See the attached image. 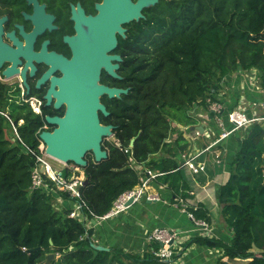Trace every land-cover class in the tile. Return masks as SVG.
Listing matches in <instances>:
<instances>
[{
  "label": "trees",
  "instance_id": "trees-1",
  "mask_svg": "<svg viewBox=\"0 0 264 264\" xmlns=\"http://www.w3.org/2000/svg\"><path fill=\"white\" fill-rule=\"evenodd\" d=\"M142 14L124 24L125 37L118 36L115 48L119 78L109 77L110 86L127 92L101 98L108 114L100 113V122L112 126L113 140L102 141L107 156L96 162L88 153L80 168L88 180L80 189L86 220L69 216L74 200L47 176V187H30L39 133L53 113L34 112L0 88V264L43 263L49 253V264H163L153 254L157 242L141 254L122 247L94 253L87 221L140 183L135 165L162 173L158 180L176 187V155L187 147L177 125L189 130L198 120L197 107L208 111V100L222 101L231 74L255 71L264 89V0H159ZM241 131L218 196L233 234L227 241L198 236L185 243L217 249L214 264H264V124L253 122ZM80 170L64 167L62 173L69 177Z\"/></svg>",
  "mask_w": 264,
  "mask_h": 264
},
{
  "label": "crops",
  "instance_id": "crops-1",
  "mask_svg": "<svg viewBox=\"0 0 264 264\" xmlns=\"http://www.w3.org/2000/svg\"><path fill=\"white\" fill-rule=\"evenodd\" d=\"M243 74L249 75V78L253 76L252 73ZM242 75L232 74L228 78L220 96L224 104L222 114L214 115L209 109L206 111L197 107L195 113L198 120L194 126H202V130H198L199 135L192 130L184 133L181 143L189 146L187 150L196 151L194 162L201 164L202 170L194 173L181 165L180 175L175 178V188L156 176L150 180L146 192L157 194L158 200L149 201L141 197L116 214L87 221L86 225L93 228L94 243L108 248L122 247L125 251L141 254L150 251V232L155 227H166L176 233V258L163 264H214L220 255L217 249L194 243L185 247V243L198 236L227 241L233 234L223 220L218 196L221 185L229 177L243 129L232 132L207 150L205 147L217 138L222 128H230L226 116L228 110L242 104L249 115H264V89L258 86L257 81L249 78L244 81ZM259 122L264 124V120ZM192 210H196V214H192L193 219L189 216ZM198 220L204 221L207 228L198 226L195 223ZM252 250L259 252L256 247Z\"/></svg>",
  "mask_w": 264,
  "mask_h": 264
},
{
  "label": "water",
  "instance_id": "water-1",
  "mask_svg": "<svg viewBox=\"0 0 264 264\" xmlns=\"http://www.w3.org/2000/svg\"><path fill=\"white\" fill-rule=\"evenodd\" d=\"M159 0H102L96 4L97 13L85 16L78 6L79 13L73 12L76 36L65 37L70 44L72 56L67 59L53 52L39 53L38 57L50 65L39 82L53 71L60 70L61 76L52 77L51 84L44 98L46 104L53 102L55 108L64 106L62 116L46 115V123L54 126L52 130H42L39 139L44 145V152L48 156L62 162L72 163L78 168L87 164L86 154L90 153L94 161L106 158L107 152L102 148V141L112 135V126L102 124L99 114L107 115L105 105L101 101L103 95L119 97L127 89L109 86L100 82L102 70L114 78H119L117 69L121 57L111 54L118 43V36L125 37L124 24L143 18L142 10L154 5ZM34 21L41 29L50 25L52 16L43 13L42 6L34 12ZM50 27V26H49ZM15 70L10 66L4 74L10 75ZM191 129L202 130V126H192ZM133 144V139L130 145ZM44 171V166L40 167ZM88 183L83 178L82 186ZM82 186L77 187L81 189ZM132 203L130 198L126 205ZM94 253L108 251L109 248L91 241ZM54 254L49 253L43 263L49 264ZM169 260H164L168 262Z\"/></svg>",
  "mask_w": 264,
  "mask_h": 264
},
{
  "label": "flooded vegetation",
  "instance_id": "flooded-vegetation-1",
  "mask_svg": "<svg viewBox=\"0 0 264 264\" xmlns=\"http://www.w3.org/2000/svg\"><path fill=\"white\" fill-rule=\"evenodd\" d=\"M100 2L102 0H0V88L5 94L15 98L16 102L29 105L34 112L41 113L47 108L53 113L51 116H62L64 106L55 108L53 102L46 104L44 98L51 78L61 76V72L53 71L39 82L50 65L38 54L53 52L70 59L72 50L65 37L77 34L73 12L78 14L79 6L85 16H94L97 13L95 6ZM40 6L44 14L53 17L50 27L39 29L35 25L34 12ZM110 53L118 54L115 49ZM12 65L16 71L4 74V70ZM109 77L111 75L102 70L100 82L109 85ZM60 110H63L62 114L57 113ZM53 127L44 124L45 130Z\"/></svg>",
  "mask_w": 264,
  "mask_h": 264
},
{
  "label": "built area",
  "instance_id": "built-area-1",
  "mask_svg": "<svg viewBox=\"0 0 264 264\" xmlns=\"http://www.w3.org/2000/svg\"><path fill=\"white\" fill-rule=\"evenodd\" d=\"M254 71L251 73L253 74ZM255 79L254 76H251L249 80ZM221 95V94H220ZM208 109L211 111L214 115H221L224 110V104L220 100L211 101L208 100ZM227 120L230 123V128L225 129L222 128L219 134L217 135V138L212 141L208 146L205 147V150L211 148L218 142H220L222 139L229 136L232 132L238 131L240 129H244L245 127L249 126L253 122H259L260 120H264V115L258 116V115H249L242 104L238 105L237 107L228 110L227 111ZM178 132L184 135V133H188L190 130L194 131L196 135H199V131L197 129H189L186 126H180L177 125ZM13 132L17 138H19L15 126H13ZM175 136V135H174ZM20 140V138H19ZM39 145V152L40 154H34L36 157V165L32 169L31 172V188H40V187H47V184L43 182V175L47 176L54 184L55 187L58 190L66 191L68 192L70 198L74 200L73 207L69 213L70 217H78L82 220H86L85 216L83 215V208L87 207L86 202L81 198L80 189H77V187L82 186V181L84 178L83 174L76 175L72 174L69 177H65L63 175V168H57L55 167L50 160L58 161L44 152V145L43 143H40ZM188 145L185 149V151H178L176 158L178 161V164L181 166H186L191 170L192 172L196 173L199 170H202V165L195 163L194 160L196 158V151H190L188 149ZM187 150V151H186ZM194 150V149H193ZM31 151V150H30ZM127 151V149H125ZM34 153L33 151H31ZM199 153V152H198ZM197 153V154H198ZM44 166V171H40V167ZM72 168V170H77L76 167H68ZM134 168L138 170L140 175V183L132 188L131 190H127L126 192L122 193L120 196H118L112 207L108 212H106L102 216H94L93 218L102 219L105 217H108L110 215L116 214L126 208V202L132 198V202L144 197L145 199L149 201H156L159 199V196L154 193H148L146 192L148 188V184L152 178H155L156 176L161 175L162 173L158 171H152L151 169L141 166V165H135ZM90 212V211H89ZM91 213V212H90ZM189 216L193 219L192 213H189ZM195 223L202 227L203 229L207 228V224L204 221H195ZM175 237L176 233L168 229L166 227H155L149 234L148 239L150 242H157L159 244L158 248L153 251V254L155 257H157L159 260H171L173 254L175 253Z\"/></svg>",
  "mask_w": 264,
  "mask_h": 264
},
{
  "label": "rangeland",
  "instance_id": "rangeland-1",
  "mask_svg": "<svg viewBox=\"0 0 264 264\" xmlns=\"http://www.w3.org/2000/svg\"><path fill=\"white\" fill-rule=\"evenodd\" d=\"M243 73H247V72H243V71H238V72H235V73H233V74H236V75H242ZM232 75V74H231ZM251 75H253L254 77H255V79H253V80H251V81H257L258 80V78H257V75H256V72L254 71L253 72V74H251ZM243 76V80L244 81H247L248 80V78H249V75H246V74H243L242 75ZM249 83V82H248ZM244 84V83H243ZM245 85V84H244ZM174 124V123H173ZM174 125H176V124H174ZM181 126V125H180ZM215 130H217L216 128H214ZM217 132V131H216ZM184 136V135H183ZM175 136H173V138H174ZM106 140L107 141H111V140H113V136H109V137H107L106 138ZM42 143V142H41ZM40 146H41V144H40ZM158 157V156H157ZM50 162L55 166V167H57V168H64V167H74V165L73 164H70V163H62V162H60V161H53V160H50ZM77 170H80V168H78L77 167ZM80 172V174H83V172L80 170L79 171Z\"/></svg>",
  "mask_w": 264,
  "mask_h": 264
}]
</instances>
